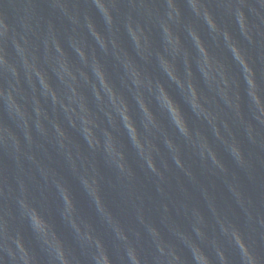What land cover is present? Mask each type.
<instances>
[{
    "label": "water",
    "instance_id": "1",
    "mask_svg": "<svg viewBox=\"0 0 264 264\" xmlns=\"http://www.w3.org/2000/svg\"><path fill=\"white\" fill-rule=\"evenodd\" d=\"M96 3L102 9L107 4L113 11L112 31L91 0H0V25L7 29L0 39V48L9 61V67H0V85L14 89L13 95L23 110L17 112L0 98V125L9 129L19 142V151L8 137L0 143V215L10 228L20 231L41 264H46L40 242L27 222L18 218L15 196L23 183L43 206L45 217L60 238L80 257L81 264H88L72 227L62 216L63 202L57 186L62 184L69 208L75 205L76 215L88 224L97 242L105 245L113 264H121L122 244L80 180L86 177L91 181L97 176L105 207L119 229L128 234V242L142 250L148 264H156L157 258L171 260L172 250L185 264H194L196 246L211 255L213 238L224 246L230 264H241L238 250L221 231L223 224L236 227L264 264V106L258 109L251 103L243 70L233 59L228 42L210 33L207 25L192 15L186 0H176L175 6L183 12L184 24H190L199 34L198 43L208 49L211 65L205 63L183 25L174 29L180 36V46L165 45L156 25L173 11L165 0H96ZM191 3L195 6L196 0ZM205 3L217 23L244 52L264 101V22L249 8L252 5L264 11L260 0H246L244 6L252 25L251 42L240 32L231 14L239 7V0H205ZM86 13L88 22L104 37L107 51L84 27ZM129 16L144 25L150 44L141 40L139 47L134 45L124 27ZM49 28L54 30L65 55L61 58L53 51L45 61L43 40ZM15 43L23 51H17ZM75 47L84 49L85 59L79 57ZM33 52L39 57L38 66L48 85L56 93L55 101L33 69L23 63L25 56L31 63ZM161 55L171 63L182 86L165 74ZM64 61L71 75L62 66ZM129 63L141 72L139 85L133 84L132 72L126 68ZM96 64L104 70L105 83L115 90L114 100L95 75ZM12 66L18 76L12 74ZM189 81L196 88L195 111L200 117L189 106L192 99ZM157 83L180 105L193 131L189 140L176 131L168 112L160 107L167 101L160 95ZM95 92L100 93V99ZM137 95H142L145 105L152 110L155 125L141 111ZM121 102L127 106L141 142L146 135L151 140L150 145L145 144L143 155L132 145L121 114ZM85 120L92 123L86 124ZM142 122L148 124L149 133H145ZM38 124L42 130H38ZM55 124L63 129V137L55 131ZM87 127L93 130V140L100 142L96 149L86 142ZM213 128L219 130V136ZM104 131L111 133L115 144L110 155L105 151L108 138ZM26 134L31 135V143ZM168 138L179 146L183 167L175 162L176 149L165 144ZM234 142L243 154V162L230 150ZM120 151L132 171L131 178L127 169L117 172L107 161L110 158L113 164L118 162ZM213 153L222 167L213 162ZM147 161L156 165V172L151 171ZM68 218H72L71 214ZM150 226L159 230V237L149 236ZM198 229L203 235L198 234ZM81 242L88 246L83 231ZM158 245L164 247L163 256L157 251Z\"/></svg>",
    "mask_w": 264,
    "mask_h": 264
},
{
    "label": "clouds",
    "instance_id": "2",
    "mask_svg": "<svg viewBox=\"0 0 264 264\" xmlns=\"http://www.w3.org/2000/svg\"><path fill=\"white\" fill-rule=\"evenodd\" d=\"M91 2L92 5L98 8V10H101V16L104 18L108 30L112 31L114 25L113 11L109 10L107 4H104L105 7L102 9L99 4L96 3V0H91ZM165 3L166 6L172 9L173 11L166 13L165 16L160 18L156 23V25L159 27L163 34L165 45H167L168 43H174L175 45H177V47L180 46V36L174 31V29H178L181 25H183V27L186 28L188 36L193 40L194 44L196 45L198 53L203 56L205 63L211 65L212 58L209 56L208 49L205 48L202 44L198 43L199 34L194 32L191 25L184 24V14L179 7L175 6L176 0H165ZM186 3L192 15L195 16L197 19L202 20L204 24L207 25V28L210 33L214 34L215 36L218 35L222 37L224 41L228 42L229 50L232 53L233 59L241 66L243 70L244 78L248 89L247 95L249 96L251 103L258 109L264 106V101H262L261 99L260 86L258 85L255 79L253 70L249 66L244 52L241 50L238 44L233 41L231 34L226 29L221 28V26L217 23L214 14L209 10L208 7L204 6L206 4L205 0H196L195 6H193L191 0H186ZM260 3L261 8H264V0H260ZM245 4L246 0H239V7H237L236 10L231 14L235 17L240 32L251 42L252 25H250L248 16L244 11ZM249 8L255 15L260 17L262 22H264V11L257 9L255 6L252 5H249ZM84 27H86L89 33L97 40V42L100 43L102 50L107 51V45L104 41V37L101 35L100 32H97L95 25L88 22L87 13L85 14ZM124 27L128 34L133 38V43L135 46L139 47L141 40H143L145 44H150V39L149 36L145 33L144 25L137 21H134L131 16L127 17ZM6 31V27L0 25V39L3 38V36L6 34ZM27 43V40H25V44ZM112 43L113 45L116 44L115 39H113ZM43 45L45 49V61L52 54L53 51L59 57H64V48L61 47L59 39L57 38L54 30H52L51 28H49L48 33L44 37ZM71 46L74 45L71 44ZM15 48L17 49V51H23L19 43H15ZM75 51L82 60L86 58L84 49L82 47H75ZM38 61L39 57L35 54V52L32 53L31 63L29 62L27 56L23 58V63L33 69V71L39 77L43 86L48 89L49 93L53 98V101H55L56 93L48 85L45 73L38 66ZM160 61L165 69V74L169 76V78L174 83H177L178 86H182L181 82L179 81V78L175 74L174 68L171 63L162 55L160 56ZM62 66L64 67L65 71H68L69 75H71V72L67 67L66 61L63 62ZM0 67H9V61L4 54L3 48H0ZM126 68H129L132 72L133 84L139 85L141 77L140 70L132 66L130 63L126 65ZM11 71L14 76H18V73L14 66L11 67ZM93 71L98 77L101 85L109 91L110 97L114 100L116 97V92L110 86V84L105 83V73L103 68L96 64L94 66ZM191 74V71H189L188 75L191 76ZM224 84L225 86L228 85L227 79L224 80ZM156 87L160 95H162L167 101L165 105H160V107H162L165 112H168L172 124L176 127V131L186 140H189L190 137L193 135V131L189 127V124L183 115L180 105L169 95V93L162 84L157 83ZM188 88L192 96V99L189 102V106L191 110L198 117H200V113L195 111L196 107L198 106L197 92L196 88L193 86L191 81H189ZM13 91L14 89L5 88L0 85V98L4 99L6 105L14 107L17 112H22L23 110L20 104L16 102V99L13 95ZM72 91L73 93H75L76 89L73 88ZM149 91H151V88H149ZM95 96L97 99L101 98L100 93L95 92ZM155 99L157 104H159V96H157ZM136 100L141 111L148 117L152 124L155 125V116L153 115V112L149 108L148 104L145 105V100L143 96L137 95ZM121 104V114L125 122V128L130 134L132 145L134 148L138 149L141 155H143L142 150L144 149L145 144L150 145L151 140L148 139L146 135L144 142H141L140 134L137 130V127L133 123L132 118H129L127 106L124 105L122 102ZM36 111L37 115H39L40 109L37 108ZM71 123L74 127V121ZM85 123L91 124L92 121L85 120ZM142 126L145 130V133H149L148 124H144L142 122ZM37 128L38 130H42V126L39 124L37 125ZM54 129L59 136L63 137L65 135L63 129L60 127L59 124H55ZM213 130L215 131L216 135L219 136V130L217 128H213ZM86 132V142L88 143V146L92 149H96L99 146L100 142L99 140H93L94 133L92 128L87 127ZM104 135L108 138L106 142L108 147L105 149V151L108 152L110 155V151L114 149L115 144L113 142L111 133L104 131ZM195 135L199 136V133H196ZM5 137L12 139L14 148L16 149V151H19L18 140H16V138L10 132L9 129H7L3 125H0V143H4ZM249 137L252 138L251 132H249ZM26 138L28 139L29 143L32 142V137L30 134H26ZM165 144L168 148L176 149L177 154L174 157L175 162L178 166L183 167V163H181L179 155V146L177 144H174L171 138L166 139ZM230 150L237 160L243 162V154L239 146L235 142L230 146ZM209 151H211V149H209ZM117 154L119 156L118 162L113 164L110 158L107 159V161L110 165L115 167L117 172H121L127 169L129 178H131L132 171L130 168H128V165L125 162L124 153L120 151ZM201 155L203 154L201 153ZM213 162L218 166L222 167L220 162L216 159L215 153H213ZM147 163L152 172L157 171L156 165L150 164L148 161ZM80 180L85 190L92 198L97 211L101 214L103 220L112 228L116 239L122 244V247H120L119 249V260L121 264H148V261L143 256L142 250L138 247L137 244H132L128 242V234L119 229V225L116 223V220L112 216L111 212L107 209V207H105L103 198L100 194L97 176L93 177L91 181H89L86 177L81 178ZM57 186L60 190V199L63 202L62 216L72 227L76 239L80 244L82 253L87 258L88 264H113V259L109 255V252L105 245L103 243L97 242L95 235L90 230L88 224L81 221L76 215L75 205L72 208H69V202L65 196L62 184L58 183ZM0 194H2V189H0ZM15 203L17 205L19 220L21 222H27V225L31 229L33 235L40 242L41 251L46 257V264H81L80 257H78L73 251V249L66 245L65 242L60 238L52 224H50L48 219L45 217L43 206L36 202V200L31 196L29 189L25 187L23 183H21L20 185L19 194L15 196ZM68 214H71V219L68 218ZM77 220H79V224L77 223ZM80 225H83V229ZM82 231L84 237L88 241L87 247H85L81 242ZM197 231L198 234L203 235L201 230L198 229ZM221 231L223 235L229 240V242L234 244V246L238 250L241 264H261L260 258L245 242L242 234L236 227L232 225L223 224L221 227ZM148 234L150 237L160 236L159 230L154 226H150L148 228ZM196 247L197 255L193 258L194 264H230V260L228 255L226 254L224 246H222L217 239L213 238L212 240L211 255L206 252L203 248H199V246ZM157 251L161 254V256H163L164 247L162 245H158ZM6 258L7 264H41L40 258L37 256L36 252L26 244L24 237L20 233V231L13 230L12 228H10L9 222L6 223L3 219V216L0 215V264H5ZM156 264H185V261L179 255H177L174 250H172L171 260L157 258Z\"/></svg>",
    "mask_w": 264,
    "mask_h": 264
}]
</instances>
